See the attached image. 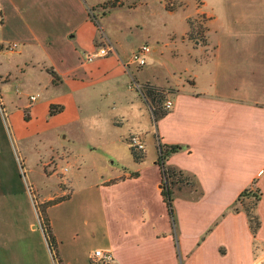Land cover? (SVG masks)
I'll list each match as a JSON object with an SVG mask.
<instances>
[{
  "label": "crops",
  "instance_id": "1",
  "mask_svg": "<svg viewBox=\"0 0 264 264\" xmlns=\"http://www.w3.org/2000/svg\"><path fill=\"white\" fill-rule=\"evenodd\" d=\"M200 1L197 12L206 14L209 23L217 22V4L208 11L207 0ZM223 3L229 7V30L210 28L204 42L189 40L185 33L183 43L192 44L187 55L194 63L159 81L154 68H145L147 58L144 65L132 61L135 50L121 49L117 37L98 25L91 8L101 2L0 0V103L5 102L17 141L50 131L75 140L89 124L93 133L102 131L100 140L89 142L90 150L119 148L131 135L139 137L145 150L147 126L154 122L157 158L159 141L181 144L167 163L197 181L195 190L175 192V225L162 194L157 158L152 165L143 164L145 151L143 161L134 159L142 165L102 171L86 169L80 146L59 147L58 158L77 169L66 174L68 167L61 168L67 189L60 186L65 198L59 203L78 199V207L57 222L47 209L40 221L34 202L37 224L25 208L28 223L10 225L11 241H0V264H51L43 246L52 252L44 222L59 264H264V0ZM101 46L110 52L86 59ZM147 82L166 88L174 100L158 120L142 91ZM32 95L38 97L32 100ZM52 105L60 110L51 114ZM131 119L137 129L120 130ZM98 120L108 127L96 128ZM56 163L39 158L30 165L41 164L43 174L48 169L53 177L60 170ZM254 183L261 191V225L255 234L243 208H233ZM97 249L111 250L113 260L94 262Z\"/></svg>",
  "mask_w": 264,
  "mask_h": 264
},
{
  "label": "rangeland",
  "instance_id": "2",
  "mask_svg": "<svg viewBox=\"0 0 264 264\" xmlns=\"http://www.w3.org/2000/svg\"><path fill=\"white\" fill-rule=\"evenodd\" d=\"M118 1L88 0L89 3L101 2V4L91 8L92 14H94L93 17L99 20L98 25H102L106 32L114 38L117 37L121 49L130 54L131 51H136L145 43L150 45L152 52L145 55L148 60L145 68L147 70L154 68L156 73L161 76L159 81H165L167 76L170 78L172 70L185 68L187 65L190 66L194 63L187 55L189 50H192V44L189 41H186L187 44L183 43L185 33H187L186 37L189 40L194 38L196 42H204L205 33L210 28L212 32H215L216 28L217 32L229 30V23H227L229 7L223 6V0H207L210 6H206L205 9L208 11H213L212 5L217 4V8H215L217 10V22L213 23H209V17L206 14L197 12V5L201 3V1L198 3L199 0H148L147 4L141 3V0H120L119 4ZM104 6L108 8L107 14L103 13ZM177 52L182 53H179L180 56H175L174 53ZM181 73L184 77H188L185 72L182 71ZM2 86L5 87L6 85L2 84ZM163 89L166 91V88ZM18 92L19 90L14 96H18ZM22 95H24L22 96L23 99L26 100L27 94ZM36 96L38 97V95ZM169 96L170 94L167 93V98H170ZM134 122L133 119L125 122L120 130L125 132L131 127L137 129V124ZM103 125L108 127V123H102V120H98L96 128ZM147 127L149 133L146 135V158L143 164L146 162L148 165H152L157 158L155 142L157 129L154 122H151ZM93 129V126L84 124L77 131L78 134L74 135L75 140H68L50 131L46 136L26 137L22 141H17L18 139L15 138L11 129L5 102L0 103V230L5 229L0 233V241H11L12 235L7 236V229L10 225L28 223L25 208H28L31 213L30 216L34 220L32 223H39L34 202L38 212L40 211V221H43L42 216L47 209H50L57 222L59 221L58 218L78 207V199H75L73 203L67 200H63L64 203H59L61 200L51 201L63 197L60 186L67 189L64 187L65 174L63 171L61 172V168L68 167L66 174L77 172L74 165L70 164L68 166L67 160L58 158L59 147L80 146L79 149L82 152H77L81 153L87 162L86 169L96 166L95 170L102 168V171L106 169L122 171L123 166L132 169L136 165H142L134 162L130 142L132 135L128 136V141L124 140L120 143L119 148L107 150L100 146L96 150H90L89 142L100 140L99 136L102 134L99 129H97V132L100 134L93 133ZM40 138L44 140H40ZM82 147L83 149H81ZM24 154L28 155L27 159L23 157ZM39 158L44 159L46 162L57 160L56 164L59 166V172L50 177L48 169L46 174H43L41 164L37 167H35L36 165H30L31 161ZM33 169L40 171L39 176L37 172H33ZM82 184H86L83 179ZM196 187L197 184L194 183L192 186H183L176 191L195 190ZM52 196L55 198L49 199ZM238 205L242 207V203ZM43 246L46 247V254L51 264L58 262L57 252L51 248L52 252L50 253L49 247L47 245Z\"/></svg>",
  "mask_w": 264,
  "mask_h": 264
},
{
  "label": "trees",
  "instance_id": "3",
  "mask_svg": "<svg viewBox=\"0 0 264 264\" xmlns=\"http://www.w3.org/2000/svg\"><path fill=\"white\" fill-rule=\"evenodd\" d=\"M142 91L144 93V96L146 100L148 101L152 113L155 120H158L159 118L166 115L169 111L165 107V101L167 100V93L166 91L152 83H145L143 84ZM58 110H60L56 105L51 106V114L56 113ZM29 118V114H26V118ZM131 142V141H130ZM158 158L157 163L161 166L162 173H163V187H162V194L163 197L167 203V206L169 208L170 215L173 219L174 224L176 225V216H175V210H174V195L176 190L181 189L183 186H192L194 183L196 184V178L195 176L177 166L169 165L167 163L169 157L179 152L183 147L181 144H168L163 143L161 141L158 142ZM131 150L132 155L137 162H141L145 158V150L144 149H137L136 146H134L131 143ZM133 175H138L137 172H135ZM65 197H59L56 200L51 201H58L62 200ZM261 199V191L260 188L256 187L255 183L253 186L246 188L240 196L237 198L235 204L233 205V208L235 210L239 209L238 204L242 203V208L246 212L251 230L255 234L261 225V219L259 214L257 213V205ZM50 201V202H51ZM47 222H44V229L47 234V239L49 241L50 247L55 249L54 242L52 235L49 232V227L47 225Z\"/></svg>",
  "mask_w": 264,
  "mask_h": 264
},
{
  "label": "built area",
  "instance_id": "4",
  "mask_svg": "<svg viewBox=\"0 0 264 264\" xmlns=\"http://www.w3.org/2000/svg\"><path fill=\"white\" fill-rule=\"evenodd\" d=\"M14 46H17V44H14ZM111 48L106 47V46H101L99 47L95 52L92 53H87L85 56L87 60H93L97 57L105 56L110 52ZM151 47L149 44L145 43L141 45L136 51L132 53L131 60L136 62L139 65H144L146 64V57L145 55L147 53L151 52ZM37 98L36 95H32L31 99L35 100ZM174 105V100L172 98H168L165 101V107L167 109H171L172 106ZM131 143L136 146L137 149H144V143L139 139L137 135L131 136L130 139ZM114 258L113 253L111 250L107 249H97L93 253V261L94 262H99V263H107L112 261ZM54 264H59L58 262H55Z\"/></svg>",
  "mask_w": 264,
  "mask_h": 264
}]
</instances>
